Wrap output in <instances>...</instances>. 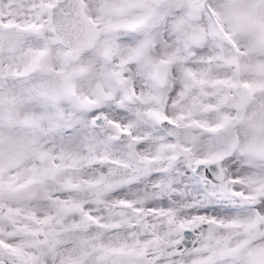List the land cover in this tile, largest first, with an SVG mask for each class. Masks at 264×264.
I'll use <instances>...</instances> for the list:
<instances>
[{
	"label": "snow or ice",
	"instance_id": "snow-or-ice-1",
	"mask_svg": "<svg viewBox=\"0 0 264 264\" xmlns=\"http://www.w3.org/2000/svg\"><path fill=\"white\" fill-rule=\"evenodd\" d=\"M0 264H264V0H0Z\"/></svg>",
	"mask_w": 264,
	"mask_h": 264
}]
</instances>
